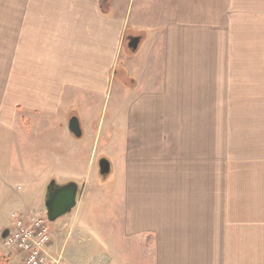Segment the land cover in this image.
Listing matches in <instances>:
<instances>
[{
    "label": "crops",
    "instance_id": "1",
    "mask_svg": "<svg viewBox=\"0 0 264 264\" xmlns=\"http://www.w3.org/2000/svg\"><path fill=\"white\" fill-rule=\"evenodd\" d=\"M126 1L109 0L105 12L100 0H0V125L14 127L21 115L52 118L54 133L70 145L65 160L77 159L89 138L87 174L71 177L86 179L85 193L98 180L103 154L119 176L122 161L112 146H127L121 189L128 232L146 243L153 264H227L228 257L243 264V251L230 256L209 244L224 224L236 228L231 241H248L246 223L243 229V221L217 217V145L232 146L234 122L243 130L232 115L264 111V92L250 91L247 60L243 70L228 57L226 36L231 29H264V0H162L160 11L150 10L152 0H129L137 3L133 19ZM134 37L136 52L128 47ZM125 50L142 57H126ZM110 99L111 113L128 115L127 141L103 120L93 139L92 123ZM82 109L94 114L83 119L76 140L63 125ZM217 115H227L220 133ZM105 128L113 138L100 148ZM225 204L248 209L246 201Z\"/></svg>",
    "mask_w": 264,
    "mask_h": 264
},
{
    "label": "rangeland",
    "instance_id": "2",
    "mask_svg": "<svg viewBox=\"0 0 264 264\" xmlns=\"http://www.w3.org/2000/svg\"><path fill=\"white\" fill-rule=\"evenodd\" d=\"M136 5L130 6V1H126L127 13H131L132 19ZM149 6L150 10L158 6L160 11L165 5L162 0H152ZM108 10L109 5L106 12ZM153 23L150 15V24ZM226 36L232 41L233 50L228 57L243 63V70L247 60L250 91L264 92V29H231ZM236 44L238 50H235ZM142 52L134 54L125 50L123 55L136 59ZM118 74L117 80L126 79L123 69ZM130 80L126 83L130 84ZM112 104L113 99H110L106 106H102L103 111L92 123L93 139L99 122L103 120L105 127L112 126L118 132V141H127L128 115L124 111L111 113ZM255 111L250 108L246 115H232L233 121H243V130L240 122H234L232 146L217 145V217H223L224 223L229 220L246 223L248 241H231L236 228L224 224V227L217 226V240L209 244L211 249L218 253L225 250L230 256L243 251V255L247 254V258L243 257V264H264V111ZM93 114V110L85 113L82 109V114L74 113L71 117L78 118L81 125L83 119ZM226 118L227 115H217L218 133L228 122ZM16 122V126L9 128L0 125V264H19L17 253L6 246L2 234L13 226L14 213L46 217L47 187L52 180L59 186L76 183L82 196L72 214L53 223L49 221L53 237L50 252L61 257L59 264H153V257H147L146 243L135 240L128 232L125 189H121L126 182L122 176L127 146H112L116 160L122 161L119 176L116 169L104 178L99 175L94 186L85 193L86 179L73 180L71 177L79 175L81 170L83 177L87 174L83 160L87 157L89 138L84 137L77 159L71 160L68 155L65 160L64 150H68L70 145L68 143L66 147L59 131L54 133L53 128H59L54 121L52 124V118L21 115ZM68 124L66 121L63 125L67 130ZM102 132L98 142L100 148L113 138L112 129L105 128ZM217 141L219 143L223 139L218 138ZM120 154L123 159L119 158ZM56 156L58 160L54 161ZM102 157L111 163L106 155ZM207 199L208 196L202 195V204ZM230 199L233 202L246 201L248 209L226 210L225 202ZM153 243L154 239L150 238L149 249L153 248ZM217 260L223 259L218 257ZM233 260L235 258L228 257L227 264H233Z\"/></svg>",
    "mask_w": 264,
    "mask_h": 264
},
{
    "label": "built area",
    "instance_id": "3",
    "mask_svg": "<svg viewBox=\"0 0 264 264\" xmlns=\"http://www.w3.org/2000/svg\"><path fill=\"white\" fill-rule=\"evenodd\" d=\"M12 219L13 226L4 241L17 253L19 264H59L61 257L50 252L53 237L45 216L14 213Z\"/></svg>",
    "mask_w": 264,
    "mask_h": 264
},
{
    "label": "water",
    "instance_id": "4",
    "mask_svg": "<svg viewBox=\"0 0 264 264\" xmlns=\"http://www.w3.org/2000/svg\"><path fill=\"white\" fill-rule=\"evenodd\" d=\"M140 39L134 37L129 41V49L136 52L138 49ZM69 132L76 138L80 139L82 137V129L80 126L79 119L73 117L68 124ZM100 175L106 177L111 172V163L107 159H102L99 162ZM78 185L76 183H68L63 186L57 185V183L52 180L47 187L46 196V217L51 223L57 221L63 216L71 214L74 209L77 208L80 198L82 197L78 190H76ZM55 189V192L51 194V190ZM9 234V229H6L2 234V239L4 240Z\"/></svg>",
    "mask_w": 264,
    "mask_h": 264
},
{
    "label": "trees",
    "instance_id": "5",
    "mask_svg": "<svg viewBox=\"0 0 264 264\" xmlns=\"http://www.w3.org/2000/svg\"><path fill=\"white\" fill-rule=\"evenodd\" d=\"M108 2H109V0H100L101 9L105 12H106V8H108Z\"/></svg>",
    "mask_w": 264,
    "mask_h": 264
},
{
    "label": "flooded vegetation",
    "instance_id": "6",
    "mask_svg": "<svg viewBox=\"0 0 264 264\" xmlns=\"http://www.w3.org/2000/svg\"><path fill=\"white\" fill-rule=\"evenodd\" d=\"M102 178H104V177L102 176ZM55 189H56V188H54L53 190H51V194H50V195H52V193H54V192H55ZM76 190H78V191H79V188H78V187H76Z\"/></svg>",
    "mask_w": 264,
    "mask_h": 264
}]
</instances>
